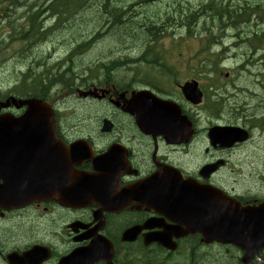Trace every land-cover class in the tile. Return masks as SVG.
<instances>
[{"label": "flooded vegetation", "instance_id": "obj_1", "mask_svg": "<svg viewBox=\"0 0 264 264\" xmlns=\"http://www.w3.org/2000/svg\"><path fill=\"white\" fill-rule=\"evenodd\" d=\"M115 111L122 112L116 109ZM110 119L115 129L112 131L113 134L111 133V138H109L111 134L101 132V121L97 120V125H91L93 135L89 134V137L97 147H89L91 156L83 160L77 169L92 177L91 182L97 184L96 190H99L105 182L113 183V185L119 184L120 188L115 192H113L116 189L115 185L112 189L108 187L111 192L108 196L112 201V211H103L104 208L99 205V202L92 203L88 207H81L77 200L78 197L75 196L77 192L66 193L67 178L64 162H62L64 153L60 152V147H13L12 162L14 165L7 169V173L10 178L14 177V180L26 183L27 186L25 191L15 192L13 190L6 194L10 196V201L3 203L4 177L0 170V264H14L12 263L14 259L19 262L24 260L22 264H59L68 254L91 242L94 237L91 230L97 226L93 224V217L100 211H103L105 224L103 230L95 235L99 234L110 239L117 248L118 257L122 256L123 261L129 264V249L140 248L146 232L141 230L134 242H123V232L133 226H141L152 218L157 219L159 212L153 209V205L159 190L165 191L167 184L172 181L180 182L172 167L178 169L184 179L195 177L203 184H206L212 177L213 174L209 170H204L203 162L199 159L210 152L208 147H195V151L189 155V147H172L162 139L157 141L153 138H148L149 142L143 144L139 137L129 134L123 140L125 153L122 161L126 164V168L121 167L119 179L109 177L107 171L111 164H107L102 158L109 152L115 153L117 147H112V145L117 143L118 135L124 129L123 121L118 120L114 114L110 115ZM190 120L193 125L196 123L194 117ZM128 124L124 130L126 133L134 129L135 122L129 121ZM215 124L218 123H208L202 128L198 127L196 134L206 135L210 127ZM197 131H200V134ZM106 137L109 138L108 144L107 141L104 143ZM97 140L99 142L96 143ZM98 145L106 146L98 147ZM212 148L211 151L221 150L218 146ZM70 181L78 183L76 180ZM33 183L46 190L42 194L32 196L35 199L32 202H24V199L19 202L24 196L30 195L31 189L34 188ZM127 189H130L129 193L136 196L137 202L133 201L117 212V200L121 199L118 193ZM66 196L71 202L65 203L62 200ZM253 201L257 199L253 197ZM203 206L204 194L202 193L195 202L198 217L201 216V212L203 213ZM167 223L170 224L168 221ZM221 224L224 223L221 221ZM114 225H118L115 230ZM89 235L92 236L91 239H87ZM193 238L192 246L200 245L201 236L197 234ZM206 247L216 249L221 245L214 243ZM211 254L212 250L207 253V257H211ZM262 257H264V251ZM239 260H241L240 255L234 256L232 261L238 262ZM207 264L215 263L207 258Z\"/></svg>", "mask_w": 264, "mask_h": 264}, {"label": "rangeland", "instance_id": "obj_2", "mask_svg": "<svg viewBox=\"0 0 264 264\" xmlns=\"http://www.w3.org/2000/svg\"><path fill=\"white\" fill-rule=\"evenodd\" d=\"M162 1L166 2L161 3L158 6L155 2L147 4L146 6L148 8L143 9L144 13L139 14L137 20L142 21L146 15L147 17H155L156 15L163 16L169 14L178 4L185 9L187 6L195 7L205 0ZM135 8L137 10L141 9L139 6H134V9ZM17 12L19 11L17 10ZM115 21H117L118 24V20ZM1 22L4 23L5 30H10L7 19H3ZM48 22L49 24H52L53 20H48ZM111 22L106 23L102 20L98 23L96 20L95 23L91 22L89 25H87L86 22H78L69 29L59 30L52 34L45 42L35 44L31 48V54L27 53L28 56L23 53H18L22 47V43L15 41L11 45H7V48L4 50L6 60L0 67V90L15 86L30 65L34 68L36 67L35 70L40 72H45L48 68L49 70H52L53 73H57L56 69L58 65L64 62H60V60L68 55L70 49L80 43L88 41L95 33H97L96 37L99 36L100 39L92 43L89 46V50H84V54H80V56L75 59L74 64L72 65V67L75 68V74H79L82 70H86L89 67H94L95 64L100 63V61L105 58L109 59L111 56L117 58L120 56V53L124 56L134 57L141 49L139 40L140 33L137 26L134 25V29L130 32L127 30L120 31L122 24L110 28ZM118 26L120 28L117 31H114ZM1 30L3 32L2 38H4V36L7 35L2 28H0V31ZM197 30L203 32L202 19ZM179 34L184 36L182 31H180ZM196 36L197 38H200L202 35L196 34ZM197 43L198 42L196 41L195 44L197 45ZM163 44L169 46L170 39L168 37L165 38ZM82 102L83 101L77 100L76 98H69L64 101L63 105L67 111L70 126H78V128L86 127L89 125V120L96 116L97 112L89 105H82ZM239 123H243V120H240ZM255 131L257 134L263 132L260 129H256ZM257 146L258 147H253L251 150L237 153L232 156V160H238L247 164L248 166L245 168V171L249 170L254 174L252 177L250 176L247 181H251V183H256L258 186H261L262 182L260 180V174L263 170L264 138L260 140ZM232 171H234L233 168L227 169V172ZM233 177L235 181H244L243 177L237 175V169H235ZM199 257L202 258L201 264H206V258L210 259V257H205V255L203 257L201 252L199 253ZM223 264H229V262Z\"/></svg>", "mask_w": 264, "mask_h": 264}, {"label": "water", "instance_id": "obj_3", "mask_svg": "<svg viewBox=\"0 0 264 264\" xmlns=\"http://www.w3.org/2000/svg\"><path fill=\"white\" fill-rule=\"evenodd\" d=\"M13 105L22 107L27 106V110L25 114L18 119H14L10 116H5L0 118V154H1V165L3 169L10 168L13 165L10 158L4 154L9 153L8 147H66L64 144H61L55 136L54 128H53V113L51 108L41 100L38 99H30L26 101H17L13 99ZM3 106H10V102L8 101ZM153 121L146 119L145 115H143V109L141 107V116L138 117V124L140 127L144 125H148ZM109 126L104 128L105 131L109 130ZM81 143H74L71 147H83ZM5 147V148H4ZM87 147V146H86ZM9 175V174H8ZM8 175L4 178V185L2 186V201L9 202L10 196H6V194L11 193V191L18 189L19 191H25L26 183H20L14 180V177L10 178ZM68 175V174H67ZM34 188L31 191L35 194L41 192V186L36 183H33ZM52 185V183H50ZM66 185L72 188L74 191L76 189L81 190L82 193H87L85 196L92 194V188L88 185V187H80L77 188L74 183H70L66 181ZM83 185V184H82ZM87 186V185H86ZM69 188V189H70ZM67 189L66 193H69L70 190ZM20 191V192H21ZM73 193V191H72ZM254 217V216H253ZM264 213L260 210L256 211L255 218L257 219L256 228L261 229L264 225ZM231 222L234 223L230 225L231 230H226V239L225 241L233 242L234 241H241L243 239L245 225L243 222H238L237 220H232L227 217V224ZM242 227V228H241ZM230 236V238L228 237ZM249 235L247 234L246 239H248ZM78 255L72 256L65 260V264H69L72 262L73 257L75 259ZM83 258H78L77 260L80 261ZM76 260V261H77Z\"/></svg>", "mask_w": 264, "mask_h": 264}, {"label": "trees", "instance_id": "obj_4", "mask_svg": "<svg viewBox=\"0 0 264 264\" xmlns=\"http://www.w3.org/2000/svg\"><path fill=\"white\" fill-rule=\"evenodd\" d=\"M13 4L21 2L20 0H9ZM27 1V0H26ZM49 3L46 5H40L35 9V5L30 6L32 12L28 16V26L26 28H21L16 31V40L24 41L32 39L34 42L42 41L47 39V37L56 30H65L71 28L73 25L80 22L81 17H89L90 21H94L100 18H105L109 15L120 16L123 9L128 6L122 7L120 5V0H46ZM126 10V9H125ZM43 14H50L51 17L56 19L55 25L45 28L43 25ZM42 16V17H41ZM81 16V17H80ZM41 18V19H40ZM108 20V18H105ZM89 23V22H88ZM87 23V25H89ZM129 20H124V27H128ZM96 34L93 35V39H89L86 42L80 44L75 50L81 52L83 48L90 46L96 40ZM100 37L98 36L97 40ZM75 51V52H76ZM68 72L73 75L74 71L69 68ZM48 82V83H46ZM66 77V71L61 74H55L53 76L46 75L42 81L37 84L34 82V88L32 93L26 91L27 96L36 97H47L50 94L55 84L62 83L68 85ZM118 225H114L113 229H117Z\"/></svg>", "mask_w": 264, "mask_h": 264}]
</instances>
